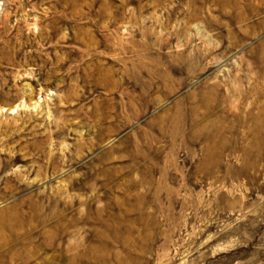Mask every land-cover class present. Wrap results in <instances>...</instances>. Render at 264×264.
<instances>
[{"label": "rangeland", "instance_id": "1", "mask_svg": "<svg viewBox=\"0 0 264 264\" xmlns=\"http://www.w3.org/2000/svg\"><path fill=\"white\" fill-rule=\"evenodd\" d=\"M0 264H264V0H0Z\"/></svg>", "mask_w": 264, "mask_h": 264}]
</instances>
